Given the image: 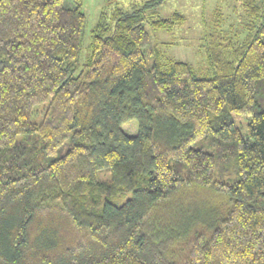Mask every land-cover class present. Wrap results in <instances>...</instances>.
Returning a JSON list of instances; mask_svg holds the SVG:
<instances>
[{"label": "trees", "instance_id": "1", "mask_svg": "<svg viewBox=\"0 0 264 264\" xmlns=\"http://www.w3.org/2000/svg\"><path fill=\"white\" fill-rule=\"evenodd\" d=\"M81 1L0 0V264H264V0L213 20L211 76L152 56L161 0L86 47Z\"/></svg>", "mask_w": 264, "mask_h": 264}, {"label": "rangeland", "instance_id": "2", "mask_svg": "<svg viewBox=\"0 0 264 264\" xmlns=\"http://www.w3.org/2000/svg\"><path fill=\"white\" fill-rule=\"evenodd\" d=\"M147 1L150 0H82L81 11L86 18L84 47L87 46L90 33L103 10L109 12L114 5L130 10ZM174 13H180L184 17L182 25L170 31H155L150 28L148 22L156 18L169 19ZM242 14L240 0H161L160 4L147 12V23L145 24L151 38L152 56L157 58L162 69H166L170 62L180 61L191 65L204 75L211 76V73L206 71L205 39L212 32L213 20L221 19L224 23L223 30L231 27L240 29ZM85 53L84 48L81 55L83 61ZM236 119L244 128L246 119ZM123 128L130 135L136 133V124L133 122L127 123ZM203 198H199L197 194L196 198L191 201L203 202L205 201Z\"/></svg>", "mask_w": 264, "mask_h": 264}]
</instances>
